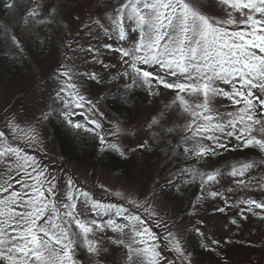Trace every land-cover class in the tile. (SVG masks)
Returning a JSON list of instances; mask_svg holds the SVG:
<instances>
[{
  "label": "snow or ice",
  "instance_id": "obj_1",
  "mask_svg": "<svg viewBox=\"0 0 264 264\" xmlns=\"http://www.w3.org/2000/svg\"><path fill=\"white\" fill-rule=\"evenodd\" d=\"M5 2L12 6L11 0ZM197 3L115 0L111 13H106V22L93 21L96 31L89 28L87 35L96 41L102 37L115 40L117 46H67L74 53L89 54L91 61L104 69L115 65L100 58L102 50L118 54L124 70L111 79L128 81L120 91L122 101L134 88L144 89L149 96L160 95L161 88L173 93L164 110L149 124L156 129L153 139L159 138L167 146L166 155L179 152L199 164L221 155L220 150H258L259 160L226 163L212 170L184 167L175 173L168 185L177 191L182 185L199 183L194 211L209 197H220L229 206L228 197L216 188L225 176L245 190L264 189V181L245 179L250 170L264 164V0H215L220 9L215 15L202 11ZM52 15L49 12V17ZM39 16L34 9L22 14L30 29L45 23ZM129 32L136 38L129 40ZM11 41L20 48L15 35H11ZM60 67L58 89L41 119L47 121L56 115L76 135L80 130L95 133L101 124L91 115L98 109L81 88L86 83L84 78L96 83H102V78L96 72H81L64 64ZM171 113L178 122L165 127V117ZM77 116L84 117L85 122L76 120ZM4 128H0V264H79L76 254L81 249L103 258L108 252L105 239L126 250L125 264H191L182 236L159 218L150 198L115 192L113 195L123 203L98 200L71 178L61 187L48 167L27 151L38 149L40 143L35 125L10 116L5 117ZM119 131L117 127L112 135ZM173 133L179 138L175 145L167 140ZM96 134L101 152L108 149L121 157L126 155L117 143ZM233 140L235 144L229 149ZM147 146V140L139 145ZM226 191L231 193L233 189ZM237 205L245 206L240 209L241 218L247 219V211L264 219V202L248 198L237 201ZM161 227L166 234L154 230ZM109 231L114 237H106ZM193 231L205 238L199 227L194 226ZM206 239L211 245L220 243ZM202 246L215 250L209 244Z\"/></svg>",
  "mask_w": 264,
  "mask_h": 264
},
{
  "label": "rangeland",
  "instance_id": "obj_2",
  "mask_svg": "<svg viewBox=\"0 0 264 264\" xmlns=\"http://www.w3.org/2000/svg\"><path fill=\"white\" fill-rule=\"evenodd\" d=\"M114 3L115 0H18L10 8L12 11L0 14V128H4L5 117L10 116H14L18 122L35 125L40 143L38 149L29 148L27 151L48 167L61 187L71 178L98 200L123 203L113 195L115 192L125 195L133 193L140 199L150 198L159 218L174 233L182 236L191 264H264V219L247 211L244 213L247 219L241 218L240 209L245 206L237 205V201L248 198L264 202V189L252 187L251 190H245L231 182V177L225 176L216 188L228 197L229 206L226 207L224 199L220 197H209L197 204L194 211L192 204L196 203V197L200 195L199 183L182 185L180 191L168 185V180L181 168L212 170L226 163L259 160L261 154L257 151L258 154L248 156L239 154L238 150H220L221 155L214 159L209 157L199 164L186 159L179 152L172 156L166 155L167 146L159 138L153 139L156 129L149 128V124L164 110V105L170 102L173 93L161 88L160 95L149 96L144 89L139 88L131 100L130 109L125 110L124 107L118 110L119 116L115 115L107 107L105 99L128 83L122 77L111 79L124 70L118 54L102 50L104 55L100 58L109 65H115L104 69L102 65L92 62L89 54L74 53L67 47L69 44L72 48L87 47L89 43H112L114 47L117 46L115 40L102 37L96 41L87 35L89 28L94 33L96 31L93 21L101 19L106 22V13H111ZM197 6L209 15L220 11L215 0L198 1ZM3 8L0 1V12ZM28 9L39 12L38 19L45 20V23L28 28L22 17ZM49 12L53 14L52 17H49ZM11 35L20 41V48L12 43ZM135 38L136 34L129 32V40ZM85 59L89 62L85 63ZM61 64L81 72H96L102 78V83L84 78L86 83L81 88L86 97L96 104L98 111L91 118L96 119L101 128L96 129V143L89 149V155L79 162L70 161L60 153L50 123V120L57 119L56 115L47 121L41 119L58 89L57 74L62 70ZM223 103L229 102L224 100ZM75 119L85 122L82 116ZM177 122V116L171 113L165 117L164 126L172 127ZM87 126L94 127L91 124ZM117 127L120 131L112 135ZM4 130L7 131L6 128ZM96 133L104 135L109 142L117 143L126 155L121 157L108 149L101 152ZM146 140L148 146L140 148L139 145ZM167 140L172 145L179 142L175 133L169 134ZM234 144L233 140L229 149ZM108 153L118 160L116 169H104L98 164L103 154ZM248 178L264 181V164L250 170L245 179ZM100 185L110 191L106 193ZM228 188H232L233 192L228 193ZM219 208L225 211H217ZM255 211L261 212L259 209ZM233 219L237 221L236 224L231 223ZM197 221L202 223L197 224ZM194 226L200 228L205 238L194 233ZM154 230L166 234L162 227ZM105 235L114 237L115 234L109 231ZM207 237L219 240V245H211ZM202 244H209L215 250H206ZM104 247L108 248V252L103 258L79 250L76 254L79 264H97L98 260L100 264H125L126 250L122 246L111 244L105 239Z\"/></svg>",
  "mask_w": 264,
  "mask_h": 264
},
{
  "label": "trees",
  "instance_id": "obj_3",
  "mask_svg": "<svg viewBox=\"0 0 264 264\" xmlns=\"http://www.w3.org/2000/svg\"><path fill=\"white\" fill-rule=\"evenodd\" d=\"M2 3V6L4 7L0 14L9 13L12 11L10 9L15 2L18 0H11L12 6L9 7L8 4L4 0H0ZM201 2L207 1V0H198ZM10 9V10H9ZM124 87H120L117 90H115L112 94L108 95L105 99L107 107H109L110 111L114 113L115 115H118L120 112L119 109H123L125 107V110L128 108L130 109V106L132 104V98L135 96V94L138 92L139 88L132 89L127 94L126 101H122L120 96V91ZM119 116V115H118ZM57 119L50 120L55 141H57L60 153L63 157L70 161L79 162L80 160H83L86 155H89L90 150L96 143V135L95 133H86L80 130L79 135L74 134V132L69 131L67 127H65L61 120L56 116ZM245 150V151H244ZM258 150L254 149H243V152L239 151V154L245 153L248 156H254L258 154ZM101 159H99L98 164L102 167L109 168V169H116V162L118 160L111 157V155L103 154ZM185 186V185H184ZM183 186V188H184ZM185 189V188H184Z\"/></svg>",
  "mask_w": 264,
  "mask_h": 264
}]
</instances>
